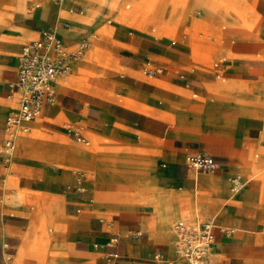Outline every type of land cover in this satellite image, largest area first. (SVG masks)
Returning a JSON list of instances; mask_svg holds the SVG:
<instances>
[{"label": "crops", "instance_id": "crops-1", "mask_svg": "<svg viewBox=\"0 0 264 264\" xmlns=\"http://www.w3.org/2000/svg\"><path fill=\"white\" fill-rule=\"evenodd\" d=\"M11 1L17 4L13 12L0 15V264H156V252L170 264H188L174 253L171 224L212 219H192L198 193L206 201L201 210L215 211L220 223L212 219L214 241L203 264H264V0L255 1L252 31H225V40L217 42L219 65L205 68L200 45L178 37L192 17L215 26L216 33L219 16L202 0L191 3L176 40L162 37L160 29L127 27L130 16L116 10L118 0L103 6L117 12L119 29L94 37L85 33L98 26L97 18L90 19L98 16L97 4L71 0L62 11L51 2L41 9L32 1ZM154 13L158 28L173 20L169 10ZM17 29L24 33L15 39L1 34ZM43 29L53 30L69 50L86 42L72 60L73 71L91 44L99 67L109 69L70 84L61 79L72 69L56 77L54 101L43 106L44 121L36 124L46 150L77 159V169L48 158L6 160L1 149L4 108L18 106V93L9 87L17 57ZM94 82L111 92L108 97L87 90ZM191 112L196 120L188 121ZM65 121L80 132L62 127ZM66 133L88 144L70 141ZM198 153L216 160L214 171L200 173L186 164ZM135 173L141 183L128 180ZM235 173L244 187L232 194L229 177ZM112 207L117 210L110 223L98 216ZM112 236L119 243L108 246ZM115 251L113 259L109 253Z\"/></svg>", "mask_w": 264, "mask_h": 264}, {"label": "rangeland", "instance_id": "rangeland-1", "mask_svg": "<svg viewBox=\"0 0 264 264\" xmlns=\"http://www.w3.org/2000/svg\"><path fill=\"white\" fill-rule=\"evenodd\" d=\"M26 1H32L34 4H39V7L41 9L44 8V4L46 2H51L50 4H58L53 0H26ZM71 0H65L63 3H60L59 10H64L65 8H68V4ZM93 4H97L98 9V16L92 15L90 19L94 20L97 18L98 26L89 28V30L85 33L89 36H96L95 33H100L103 35H112L115 30L119 29V23H121V20L119 19L117 12L110 9L109 6L104 7V3L106 0H87ZM114 0H109V2ZM119 3L116 6V10L128 14L130 16V19L126 22L128 24L127 27H149V28H156V31L160 29V34L162 37L167 39H174L176 40V29H178L181 25L188 22L189 14H190V8L191 3L194 0H118ZM203 1V7L207 11H211L214 15L216 14L219 16V19H217V30L215 33V26H212L208 22L202 21V20H196L195 17L191 18V21L186 24L182 30V34L178 35L179 41H186L187 39H192L193 41L197 42L204 54V62L203 66L204 68L207 66H213V65H219V59H217L218 49H220L217 45V42H221L222 40H225V31L228 30H236V31H242V32H250L252 31L255 21L258 17L257 12L255 11V1L256 0H202ZM4 2V3H2ZM19 4H21V0L17 1ZM59 2V1H57ZM16 7L17 4L12 3L11 0H0V15L4 14L7 11L13 12V7ZM129 6V7H127ZM23 11H24V3L22 5ZM169 15L174 14L173 20L171 21H165L164 24H162L159 28L157 24L154 21L155 13L154 11H159L162 15L168 12ZM96 16V17H94ZM248 17H250L248 19ZM59 19V17H58ZM63 19V18H62ZM88 25V24H87ZM91 25V24H89ZM229 25V26H228ZM232 25V26H230ZM165 32V33H164ZM23 34L24 31L21 29L13 30V31H2V35L5 38L9 39H15L16 35ZM262 36L264 37V30L262 32ZM193 49V55H196V50L194 46H192ZM112 52V51H110ZM107 56L110 54L109 51L106 52ZM106 59H102V63H105ZM99 62L98 54L96 53V48L93 44L86 50V54L83 58H80L77 60L76 65L74 67V71L67 76L66 78L61 79L62 84L72 83L75 81V77H79L82 75H87L91 77L92 79L96 78L97 74H106L107 70H109L105 66L99 67L97 64ZM108 62V61H107ZM83 65H82V64ZM82 65V66H81ZM82 67V68H81ZM81 68V70H80ZM96 70V71H94ZM96 72V73H95ZM175 72H172L170 74H173ZM119 73L111 74L108 78V81H113L115 77L118 76ZM142 75H144V70L141 72ZM179 74V73H177ZM154 81V80H152ZM84 82V81H83ZM222 82V77L218 79V83ZM86 82H84L85 84ZM91 86L89 87V91L96 90L99 93H101L102 96L108 97V95L111 93L110 91L101 88L103 84H97V83H90ZM238 84V83H237ZM243 85V82L238 84ZM83 87V86H82ZM81 87H73V90H82L78 89ZM237 93H232L231 95H234ZM54 101V100H53ZM5 118L9 117L10 115L14 114L16 112V107L12 105L5 106ZM18 107V106H17ZM188 121L191 119H195V115L193 112L187 114ZM42 113L38 118H35L34 120L30 121L29 123L25 125H29V131L27 133H23L22 131H18L16 141H15V150L12 156H8L6 154L5 159H12L15 157H19L22 159H32L33 161L41 162L44 159H52L56 161L58 164L63 163L66 164L69 168L77 169L80 167L77 163V159H74L73 157L64 158L63 159V153L62 152H51L46 150V143L45 138H43L39 131L37 130L36 124L41 123ZM196 120V119H195ZM6 124V123H5ZM62 127L64 126L65 129H71L74 131L80 130L72 126L70 122L65 121L60 123ZM67 131V130H66ZM65 137L70 141H76V137L72 135V133L65 134ZM78 143V142H77ZM94 144V141L91 139V145ZM90 145V146H91ZM1 149H4V143L1 146ZM4 151V150H3ZM214 161H216L214 159ZM196 172H200L198 170H194ZM241 174L243 172L240 170L238 171ZM261 176L264 177V173H261ZM128 180H132L137 183L142 182V177L139 174L135 173V176H131L128 178ZM118 183H123V181H120ZM73 188V187H72ZM71 187L69 189H72ZM75 189V188H73ZM201 190V189H200ZM199 191V190H198ZM198 193L196 197V203L198 204L196 207L195 212H192V219L197 216L198 218L209 216L210 218L214 219L218 224L217 215L216 212H210L206 213L201 210L199 205H203L206 201L204 197H201ZM117 210V207L110 208L106 214H102L98 212V216L100 218H103L108 223L111 222L112 215L114 211ZM109 212V213H108ZM24 216L29 217V213L23 214ZM176 221H174L171 224V230L173 232V224ZM192 223V222H190ZM108 240H106L107 242ZM175 243L174 245L176 244Z\"/></svg>", "mask_w": 264, "mask_h": 264}, {"label": "built area", "instance_id": "built-area-1", "mask_svg": "<svg viewBox=\"0 0 264 264\" xmlns=\"http://www.w3.org/2000/svg\"><path fill=\"white\" fill-rule=\"evenodd\" d=\"M60 1V0H55ZM86 47L82 42L78 48L69 50L65 43L51 29L41 30L39 38L24 45L17 57L16 78L9 83L11 91L18 93V110L6 119L4 139V153L14 144L15 134L18 129L27 131L28 127L22 122L30 121L39 115L46 103L54 99L53 81L59 75L68 74L72 60L80 57ZM147 75H153V71H147ZM77 140L88 144V141L79 134L74 133ZM6 150V152H5ZM8 160V159H6ZM186 164L201 172H212L216 168V162L211 155L198 153L189 155ZM230 188L237 191L244 185L242 176L235 173L229 177ZM212 219L187 222L176 221L173 224V232L176 236L174 253L183 257L188 264H203L214 241V228ZM119 243L117 236L108 239V246ZM113 259L118 258V252L109 253ZM156 264H170L159 252L154 254Z\"/></svg>", "mask_w": 264, "mask_h": 264}, {"label": "bare ground", "instance_id": "bare-ground-1", "mask_svg": "<svg viewBox=\"0 0 264 264\" xmlns=\"http://www.w3.org/2000/svg\"><path fill=\"white\" fill-rule=\"evenodd\" d=\"M53 1H55V0H53ZM64 1H65V0H60L59 2H57V1H55V2L58 3L57 5H60V3H63ZM73 66H74V64H73ZM72 71H73V68H72ZM71 73H72V72H71ZM71 73H70V74H71ZM70 74H69V75H70ZM69 75H67V76H69ZM17 110H18V107H17L16 112H15L14 114L17 113ZM40 114H41V112H40ZM40 114L37 115V116H35V117L32 118L31 120H33V119L39 117ZM12 115H13V114H12ZM10 116H11V115H10ZM31 120H30V121H31ZM27 122H29V121H27ZM24 123H26V122H22V124H24ZM18 131L26 132V131H23V130H20V129H18V130L16 131V134H15V140H14L13 147H12L11 149H8V150H7V155H8L9 157L12 156V154L14 153V150H15V141H16V137H17ZM5 152H6V150H5ZM243 187H244V185H243ZM243 187H242V188H243ZM242 188H240V189L237 190V191H232L231 188H230V192H231L232 194H236V193H238Z\"/></svg>", "mask_w": 264, "mask_h": 264}]
</instances>
